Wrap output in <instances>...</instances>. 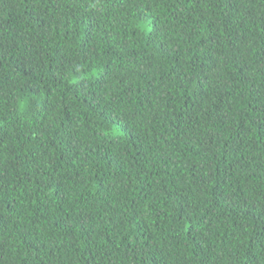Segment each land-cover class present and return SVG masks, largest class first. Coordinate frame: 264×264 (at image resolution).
Segmentation results:
<instances>
[{"label": "trees", "instance_id": "obj_1", "mask_svg": "<svg viewBox=\"0 0 264 264\" xmlns=\"http://www.w3.org/2000/svg\"><path fill=\"white\" fill-rule=\"evenodd\" d=\"M0 264H264V0H0Z\"/></svg>", "mask_w": 264, "mask_h": 264}]
</instances>
